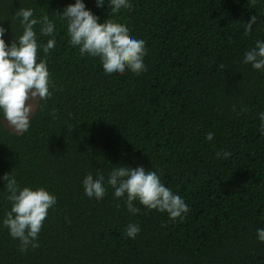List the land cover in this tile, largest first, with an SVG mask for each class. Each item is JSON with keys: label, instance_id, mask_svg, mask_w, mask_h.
<instances>
[{"label": "trees", "instance_id": "obj_1", "mask_svg": "<svg viewBox=\"0 0 264 264\" xmlns=\"http://www.w3.org/2000/svg\"><path fill=\"white\" fill-rule=\"evenodd\" d=\"M0 264H264V0H0Z\"/></svg>", "mask_w": 264, "mask_h": 264}, {"label": "rangeland", "instance_id": "obj_2", "mask_svg": "<svg viewBox=\"0 0 264 264\" xmlns=\"http://www.w3.org/2000/svg\"><path fill=\"white\" fill-rule=\"evenodd\" d=\"M7 83L11 89L13 102L10 113L2 122L11 132L20 134L33 116L38 106L40 95L21 82L8 79Z\"/></svg>", "mask_w": 264, "mask_h": 264}]
</instances>
